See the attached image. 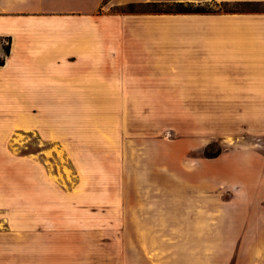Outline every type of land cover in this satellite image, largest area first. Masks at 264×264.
I'll return each mask as SVG.
<instances>
[{
    "label": "rangeland",
    "instance_id": "1",
    "mask_svg": "<svg viewBox=\"0 0 264 264\" xmlns=\"http://www.w3.org/2000/svg\"><path fill=\"white\" fill-rule=\"evenodd\" d=\"M250 90L159 85L157 101H90L62 87L60 100L0 103V259L122 264L173 254L160 243L188 225L260 222L249 208H261V161H229L261 152Z\"/></svg>",
    "mask_w": 264,
    "mask_h": 264
},
{
    "label": "crops",
    "instance_id": "2",
    "mask_svg": "<svg viewBox=\"0 0 264 264\" xmlns=\"http://www.w3.org/2000/svg\"><path fill=\"white\" fill-rule=\"evenodd\" d=\"M171 1L260 6L134 16L121 10ZM2 39H10L7 55ZM0 58V103L60 100L62 87L85 88L90 101H157L159 85L251 87L249 100L262 103L261 152L249 148V156L229 161H261V208H249L260 222L188 225L181 240L160 243L177 248L173 254L122 264H264V0H0ZM12 263V256L0 259Z\"/></svg>",
    "mask_w": 264,
    "mask_h": 264
},
{
    "label": "trees",
    "instance_id": "3",
    "mask_svg": "<svg viewBox=\"0 0 264 264\" xmlns=\"http://www.w3.org/2000/svg\"><path fill=\"white\" fill-rule=\"evenodd\" d=\"M168 6V9H160L159 7ZM123 8L133 10L139 8L141 12H152V13H209L214 10L205 8L202 2L193 1H171V2H149L139 4H129ZM8 43L2 45V49L5 55L9 53V42L10 39H6ZM3 58L0 59V65L3 64Z\"/></svg>",
    "mask_w": 264,
    "mask_h": 264
}]
</instances>
